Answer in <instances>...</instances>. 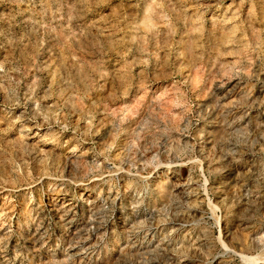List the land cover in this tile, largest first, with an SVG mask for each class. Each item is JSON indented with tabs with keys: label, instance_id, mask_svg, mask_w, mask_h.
I'll use <instances>...</instances> for the list:
<instances>
[{
	"label": "rangeland",
	"instance_id": "374dc122",
	"mask_svg": "<svg viewBox=\"0 0 264 264\" xmlns=\"http://www.w3.org/2000/svg\"><path fill=\"white\" fill-rule=\"evenodd\" d=\"M256 256L264 0H0V264Z\"/></svg>",
	"mask_w": 264,
	"mask_h": 264
},
{
	"label": "bare ground",
	"instance_id": "6f19581e",
	"mask_svg": "<svg viewBox=\"0 0 264 264\" xmlns=\"http://www.w3.org/2000/svg\"><path fill=\"white\" fill-rule=\"evenodd\" d=\"M167 167V166H166ZM169 167H167L166 169H168ZM168 172V170L166 171ZM85 190V189H84ZM209 206V210H212V206L213 205H208ZM208 208V207H207ZM225 247V246H224ZM249 259L253 260V261H257V260H264V257L262 256H256V257H249Z\"/></svg>",
	"mask_w": 264,
	"mask_h": 264
}]
</instances>
